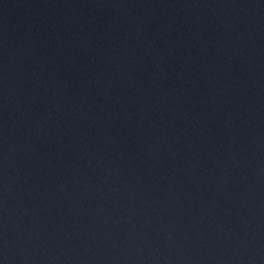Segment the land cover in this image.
Listing matches in <instances>:
<instances>
[{
  "label": "water",
  "instance_id": "1",
  "mask_svg": "<svg viewBox=\"0 0 264 264\" xmlns=\"http://www.w3.org/2000/svg\"><path fill=\"white\" fill-rule=\"evenodd\" d=\"M0 264H264V0H0Z\"/></svg>",
  "mask_w": 264,
  "mask_h": 264
}]
</instances>
